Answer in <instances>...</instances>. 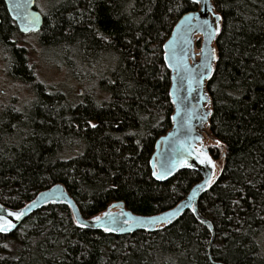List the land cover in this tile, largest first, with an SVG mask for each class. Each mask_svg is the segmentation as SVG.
<instances>
[{"label":"trees","instance_id":"1","mask_svg":"<svg viewBox=\"0 0 264 264\" xmlns=\"http://www.w3.org/2000/svg\"><path fill=\"white\" fill-rule=\"evenodd\" d=\"M214 4L222 25L207 90L209 132L219 143L208 149L221 170L198 205L215 232L211 254V230L191 211L160 230L117 236L79 227L67 205L50 204L0 233V264H264V0ZM195 10L190 0H54L38 37L53 39L84 85L76 102L42 83L34 68L27 73L21 51L8 45L9 74L32 98L2 96V206L21 209L55 184L84 219L119 201L153 216L185 199L202 175L186 170L157 182L150 160L174 112L163 47ZM7 19L0 0V37L23 38ZM9 239L21 248L13 257Z\"/></svg>","mask_w":264,"mask_h":264},{"label":"water","instance_id":"2","mask_svg":"<svg viewBox=\"0 0 264 264\" xmlns=\"http://www.w3.org/2000/svg\"><path fill=\"white\" fill-rule=\"evenodd\" d=\"M5 1L8 5L9 14L18 23L21 33L29 34L30 32L40 31L43 17L33 10L35 0H32V3L28 5V11L39 15L40 23L38 30L28 32L22 31L25 25L18 16V10L14 7L20 0ZM190 1L192 2V0ZM206 4L211 10H206ZM196 5L197 10L184 14L178 20L170 38L163 47L165 65L171 77L170 98L174 112L171 117V129L161 136L155 144L150 166L152 173L154 171H165V166L170 169L169 174L160 179L152 175L154 180L158 182H165L177 173L186 170L199 172L203 176L202 182L196 184L185 199L175 208L161 214L155 216L135 215L126 209L123 202L119 201L109 206L107 211L100 216L102 219L99 223H97L96 219L85 220L65 187L62 184H55L41 192L30 204L18 211L9 210L3 206L8 211L24 212V215L19 220L13 216L7 217L15 225V228L3 234L13 233L30 215L50 204L67 205L71 209L76 223L79 226L80 224L85 225V227H82L84 229L105 231L117 236L129 235L138 231L154 232L160 230L173 224L187 211H191L202 224L211 230L212 240L209 248V253L211 254V247L215 241V232L212 223L200 214L198 205L202 196L212 186L216 174V165L215 168H211L207 164H201L197 159V154L201 149L205 150L215 164V160L212 158L206 143L209 137L210 118L213 113L211 108L212 100L207 90V83L213 76L218 60V51L214 43L221 31L222 19L216 21L220 31L209 37L208 31L198 27V25L202 24L205 19L210 22L215 20L213 12L220 17L221 15L216 10L214 0H201ZM189 14H194L198 18L185 22L184 17ZM170 41L175 42L174 46L165 47L169 45ZM199 43L200 51L197 50ZM166 53L169 58L167 60L165 59ZM187 205H191V207ZM192 207H195V213L192 211ZM106 212H111L112 217H105L104 214ZM0 215H6V212H0ZM157 217L160 220L152 223V220ZM105 229L108 230L106 231Z\"/></svg>","mask_w":264,"mask_h":264},{"label":"rangeland","instance_id":"3","mask_svg":"<svg viewBox=\"0 0 264 264\" xmlns=\"http://www.w3.org/2000/svg\"><path fill=\"white\" fill-rule=\"evenodd\" d=\"M37 2L39 10L42 12H46L54 4V0H38ZM6 39L21 40L20 44L26 47L25 56L28 55L31 62L34 64H31V66H34L36 71L35 74L42 83L53 88L54 91L61 93L67 101L76 102L78 100V97L81 95L79 90H84V85H82V82L79 79L75 78L74 73H69L67 66L63 64V56L60 55L58 50L53 49V39L45 40L43 43L37 36L31 35L22 40V38L13 35L12 32H10V38ZM62 65H64L63 68H61ZM4 66H8V59L5 58L3 52L0 56V104H2V96L4 93L8 95H18L22 99L32 98V95L27 90L24 82L11 77L9 74L11 70L6 73ZM23 101L28 102L27 100ZM208 134L209 137L206 142L207 146L217 145V142L213 140L209 131ZM220 170L221 163H217L216 175L219 174ZM6 245L8 248V254L12 257L16 256L21 249L19 243L15 239H9Z\"/></svg>","mask_w":264,"mask_h":264},{"label":"snow or ice","instance_id":"4","mask_svg":"<svg viewBox=\"0 0 264 264\" xmlns=\"http://www.w3.org/2000/svg\"><path fill=\"white\" fill-rule=\"evenodd\" d=\"M200 2H201V0H192V3H194V4H199ZM31 3H32V0H20V2H18L14 5V7L18 10L19 18L22 20V22L25 25L22 28V31H24V32L38 30V25L40 23V16L28 11V5ZM205 8H206V10H211L207 4L205 5ZM213 16L215 17V20L210 22L209 20L205 19V20H203L202 24L198 25V27L204 28L208 31L209 37L215 35L216 33H218L220 31L218 24H216V21H219L220 19H222V17L218 16L215 12H213ZM197 18L198 17H196L194 14H189V15H186L184 17V21L188 22V21H191V20L197 19ZM214 24L216 25L215 27H214ZM174 44H175L174 41H170L169 45H166L165 47L174 46ZM202 51H204V50L202 49ZM213 58H215V57L213 56ZM165 59L166 60L169 59L167 56V53L165 54ZM169 66H171V64H169ZM205 66H207V65H205ZM173 102L175 103V101H173ZM91 126L93 128L96 127L95 124H92ZM217 143H219V142L217 141ZM197 159L199 160V162L201 164H207L211 168H215L214 162L212 161L211 157H209L207 155V152L205 150L201 149V151L197 154ZM169 172H170V169L167 166H165V171H163V172L154 171L152 173V175L154 177H156L157 179H160L163 176L169 174ZM187 206L191 207V205H187ZM192 211L195 213V211H196L195 207H192ZM0 212H6V215H0V233H8L11 229L15 228V225L12 223V221L7 219L8 216H13L17 220H19L24 215L23 211H19V212L8 211V210L4 209L2 205H0ZM122 214L127 215L125 213H122ZM104 216L105 217H112V213L106 212L104 214ZM95 219H96L97 223H99L102 218L96 217ZM159 220H160L159 217L154 218L152 220V223H156ZM80 227H85V225L80 224ZM105 230L107 231L108 229H105ZM5 247H7V245H5Z\"/></svg>","mask_w":264,"mask_h":264},{"label":"flooded vegetation","instance_id":"5","mask_svg":"<svg viewBox=\"0 0 264 264\" xmlns=\"http://www.w3.org/2000/svg\"><path fill=\"white\" fill-rule=\"evenodd\" d=\"M38 0H35V3H34V6H33V10L35 11V12H38L39 14H41V16L43 17V24H42V27H41V29H40V31H38V32H30L29 34H22L21 33V31H20V27H19V25H18V23L10 16V14H9V10H8V5H7V2L5 1V0H1V3H2V5H3V7H4V11H5V13H6V15H7V17H8V19H7V23H8V25L11 27V28H13V29H16L21 35H23V38H22V40L23 39H26V37H28V36H31V35H36L37 37L39 36V35H41L42 34V32H43V29H44V27H45V23H46V19H47V16H48V14L51 12V10H52V7H50V9L49 10H47V11H49V12H42V11H40L39 10V8H38V2H37ZM45 13V14H44ZM40 40H41V38L40 37H38ZM0 56L2 55V53L4 52V54H5V58H7L8 59V66L10 65L11 66V64H10V60H9V56L7 55V50H8V45L10 44L11 46H13V47H16L17 49H19L20 51H21V53H22V57H23V61H24V66H25V68H26V71H27V73H30L29 72V70H31L30 69V67H32V68H34V66H31V64H33L32 62H31V60H30V58L28 57V55L27 56H25V53H26V47H24L23 45H21L20 43H18L17 42V40L15 39H12V40H6L4 37H0ZM24 55V56H23ZM64 64V63H63ZM34 65V64H33ZM8 66H4V70H5V72L7 73L10 69H9V67ZM63 66L64 65H62L61 66V68H63ZM68 68V67H67ZM68 70H69V68H68ZM32 71V70H31ZM11 73H12V70L10 71ZM9 72V73H10ZM32 73H34V71H32ZM69 73H71L70 72V70H69ZM28 90V89H27ZM29 91V90H28ZM30 92V91H29Z\"/></svg>","mask_w":264,"mask_h":264},{"label":"bare ground","instance_id":"6","mask_svg":"<svg viewBox=\"0 0 264 264\" xmlns=\"http://www.w3.org/2000/svg\"><path fill=\"white\" fill-rule=\"evenodd\" d=\"M192 12H194V11H192ZM188 13H190V12H188ZM177 22H178V21H177ZM173 29H174V28H173ZM170 36H171V35H170ZM169 38H170V37H169ZM167 41H168V40H167ZM167 41H166V42H167ZM215 44H216V42L214 43V46H215ZM215 47H216V46H215ZM215 165H216V169H215V170H217V163H215ZM216 174H217V173H216ZM216 174H215V179L217 178V175H216ZM202 178H203V176H202ZM215 179H214V180H215ZM202 180H203V179H202ZM157 182H158V181H157ZM201 182H202V181H201ZM213 182H214V181H213ZM212 184H213V183H212ZM194 186H195V185H194ZM194 186H193V187H194ZM193 187H192V188H193ZM43 191H44V190H43ZM43 191H41V192H43ZM190 191H191V190H190ZM41 192H40V193H41ZM40 193H38V194L36 195V197H37ZM36 197H35V198H36ZM35 198H34V199H35ZM34 199H33V200H34ZM33 200H32V201H33ZM32 201H31V202H32ZM28 204H30V202H29ZM28 204H26L24 207H26ZM178 204H179V203H178ZM178 204H177V205H178ZM177 205H176V206H177ZM176 206H175V207H176ZM24 207H22V208H24ZM175 207H174V208H175ZM22 208H21V209H22ZM108 208H109V207H108ZM108 208H107V209H108ZM7 209H8V208H7ZM107 209H106L105 211H107ZM172 209H173V208H172ZM9 210H11V209H9ZM18 210H20V209H18ZM18 210H13V211H18ZM170 210H171V209H170ZM105 211H104V212H105ZM167 211H168V210H167ZM71 212H72V211H71ZM104 212H103V213H104ZM103 213H102V214H103ZM162 213H163V212H162ZM102 214H101V215H102ZM160 214H161V213H160ZM72 215H73V213H72ZM101 215H100V216H101ZM156 215H158V214H156ZM100 216H99V217H100ZM153 216H155V215H153ZM73 218H74V215H73ZM74 220H75V218H74ZM85 220H95V218H94V219H85ZM75 222H76V221H75ZM77 225H78V224H77ZM78 226H79V225H78ZM79 227H80V226H79ZM114 235H115V234H114ZM210 244H211V243H210ZM209 248H210V247H209Z\"/></svg>","mask_w":264,"mask_h":264}]
</instances>
